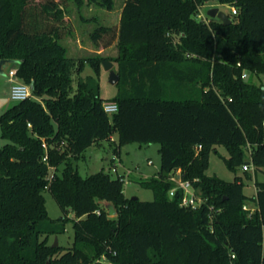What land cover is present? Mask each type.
Masks as SVG:
<instances>
[{
  "label": "trees",
  "instance_id": "obj_1",
  "mask_svg": "<svg viewBox=\"0 0 264 264\" xmlns=\"http://www.w3.org/2000/svg\"><path fill=\"white\" fill-rule=\"evenodd\" d=\"M84 1L0 0V61L17 63L19 80L33 85L0 117V264H264V182L248 196L242 177L207 174L217 145L233 171L248 148L255 171L264 168V84L250 81L264 76V0H125L120 24L91 34L100 50L116 44L118 56L73 58L62 43L67 11ZM211 2L236 8L230 24L198 17ZM107 60L120 77L112 115L80 77L87 64L99 75ZM104 141L116 152L161 145L159 175L140 181L154 200L128 198L121 177L80 175L74 161ZM178 170L205 199L200 208L181 206V190L170 196ZM47 191L63 217L49 215ZM69 220L73 244L53 247Z\"/></svg>",
  "mask_w": 264,
  "mask_h": 264
},
{
  "label": "rangeland",
  "instance_id": "obj_2",
  "mask_svg": "<svg viewBox=\"0 0 264 264\" xmlns=\"http://www.w3.org/2000/svg\"><path fill=\"white\" fill-rule=\"evenodd\" d=\"M114 3L115 8L113 10H108L93 2H89V0H85L80 9L75 2H70L67 14L69 18L68 26L71 32L64 35L62 39V43L66 45L69 50V56H74L75 58L96 57L98 55L111 58L118 56L116 44L104 49V52H101L102 50L98 49L91 38L92 32L101 25L117 27L120 24L121 9L125 0H114ZM215 7H218L220 11L227 14L231 11L228 5H219L211 2L200 8V16L208 20V11ZM80 46H82L81 49H79ZM16 67L17 65L15 63H11L6 71L0 73V117L16 103L11 99L13 82L8 76L9 69ZM113 70L116 72L118 71V64L116 62L114 63ZM80 77L83 80L89 78L92 87L95 88L100 97L105 101L112 100L118 95V86L110 82V72L105 70L104 66L101 68L100 74L97 75L92 66L87 64ZM80 77L78 75L74 76V90L77 89ZM259 80L264 84V76H261L260 79L250 76V81L252 82L259 83ZM17 81H20L18 77ZM114 138L117 139V135H114ZM6 143L7 140L3 138L2 128L0 126V145H5ZM160 147L161 145L159 143L140 144L131 142L121 145L119 152H116L108 141H104L100 146L89 147L79 160L74 161V165L83 177L103 171L109 173L113 178H117L131 172L130 182L124 185L125 195L128 198L137 197L142 201H152L155 198L153 190L144 188L140 181L159 175L161 169ZM247 153L248 158L246 163H251L250 148H248ZM229 157L230 154L226 147L220 145L214 146L209 156L207 174L209 176H217L228 182H232L235 180L236 176H240L245 184V193L248 196L255 195L257 192L255 186L256 180L264 182V168L255 171V167L251 165L249 173L252 179H249L242 167L238 168L237 171H233L227 166L225 158ZM149 161H151L152 164H149ZM62 170L63 167H61V172ZM45 197L49 215L54 219L63 217L64 214L61 207L49 191L45 193ZM248 208L255 210L257 209V204H249ZM69 216L74 218L73 212H70ZM57 237L59 244L64 247H70L73 244L74 230L71 220L67 222L66 232ZM55 239L56 236L50 238V243L52 245L55 243ZM102 264H107V262L105 261Z\"/></svg>",
  "mask_w": 264,
  "mask_h": 264
},
{
  "label": "built area",
  "instance_id": "obj_3",
  "mask_svg": "<svg viewBox=\"0 0 264 264\" xmlns=\"http://www.w3.org/2000/svg\"><path fill=\"white\" fill-rule=\"evenodd\" d=\"M230 9L233 14H237L236 8H230ZM198 17L200 19H203L200 16V14ZM247 76H248L247 71H244L242 77L247 78ZM9 77L13 82L11 88V99L13 101L21 102L32 97L31 85L17 81V75L15 70H11L9 72ZM103 108L107 114L112 115L118 111V103L111 100L104 101ZM44 147H46L45 144ZM201 149H202L201 145L197 146L196 148L197 151ZM149 164H152V162L149 161ZM250 170H251V163L250 164L245 163V165L243 166V171H250ZM131 175L132 173L128 172V174H124L120 176L121 179L124 181V184L130 182ZM170 181L174 184L173 188L170 190L171 197H174L179 190H181L183 193L181 199V206L197 209L200 208L205 202V199L201 196L199 191L194 187L193 183L189 180L183 179L181 170H178L174 174H172V176L170 177ZM244 208L249 209L248 206H245ZM101 261L105 262L106 261L105 257H103Z\"/></svg>",
  "mask_w": 264,
  "mask_h": 264
},
{
  "label": "water",
  "instance_id": "obj_4",
  "mask_svg": "<svg viewBox=\"0 0 264 264\" xmlns=\"http://www.w3.org/2000/svg\"><path fill=\"white\" fill-rule=\"evenodd\" d=\"M208 16L210 18L220 20L225 25H228V24H230L232 22L229 14H227V13H225L223 11H220V9L218 7H215V8L210 9L208 11ZM11 63H8V61H6V60L0 61V73H3L4 72V69L3 68H4V66L6 64H11ZM15 64L18 66L17 63H15ZM103 66H104L105 70H107V71L110 72V82L112 84H114V85H117L118 82H119V80H120V77L117 74V72L113 70L114 63L111 62V61H109V60H107V61H104L103 62ZM11 70L17 71V67L16 68H13V69H9L8 76H9V72ZM31 89L33 90V85H31ZM247 163L250 164V162H247ZM132 199H137V197H133ZM104 205L107 208V210L109 211L110 215H112V216L116 215V209H115V207H114L113 204L104 202ZM58 245H59V241H58V237L56 236L55 243L53 244V247H57ZM46 264H50V260H48Z\"/></svg>",
  "mask_w": 264,
  "mask_h": 264
},
{
  "label": "crops",
  "instance_id": "obj_5",
  "mask_svg": "<svg viewBox=\"0 0 264 264\" xmlns=\"http://www.w3.org/2000/svg\"><path fill=\"white\" fill-rule=\"evenodd\" d=\"M121 11H122V9H121ZM83 16V15H82ZM66 46V45H65ZM67 47V46H66ZM82 48V46H80L79 47V49H81ZM68 49V48H67ZM101 52H104V50H102ZM68 55H69V50H68ZM71 57V56H70ZM73 58H75L74 56H72ZM9 67V64H6L5 66H4V71H6V69ZM115 139V138H114ZM257 193V192H256Z\"/></svg>",
  "mask_w": 264,
  "mask_h": 264
}]
</instances>
